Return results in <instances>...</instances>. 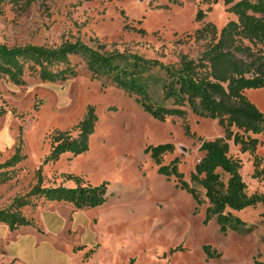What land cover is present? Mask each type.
Wrapping results in <instances>:
<instances>
[{
  "label": "rangeland",
  "instance_id": "obj_1",
  "mask_svg": "<svg viewBox=\"0 0 264 264\" xmlns=\"http://www.w3.org/2000/svg\"><path fill=\"white\" fill-rule=\"evenodd\" d=\"M237 1V0H234ZM226 0H34L29 6L7 2L0 12V43L59 45L80 39L92 46L159 60L178 61L180 52L196 57L205 41L197 28L213 22L221 30L237 17ZM203 10L206 16L197 20ZM77 76L66 81L42 80L27 70L22 84L0 78V162L15 152L23 139L26 158L11 168V179L0 183V208L24 195L37 183L36 171L50 152V135L72 130L90 105L99 116L89 149L62 154L43 166L44 186L75 187L66 174L84 183H108L102 205L78 210L66 202L33 197L21 208L35 221L18 232L0 224V264H261L264 262V206L233 211L246 221L240 230L223 231L208 219L205 190L202 202L182 187L205 155L201 144L225 135L216 119L188 111L185 118L154 117L123 89L95 79L84 61L72 57ZM154 102L164 101L166 75L147 73ZM247 96L264 112V87ZM77 132L73 131V135ZM254 154L241 152L230 140L231 154L243 162L242 176L249 193H264V177L254 176L255 157L264 159V132ZM173 143L161 165L178 160L181 178L160 171L152 145ZM192 184V183H191ZM193 185V184H192Z\"/></svg>",
  "mask_w": 264,
  "mask_h": 264
},
{
  "label": "trees",
  "instance_id": "obj_2",
  "mask_svg": "<svg viewBox=\"0 0 264 264\" xmlns=\"http://www.w3.org/2000/svg\"><path fill=\"white\" fill-rule=\"evenodd\" d=\"M33 1L0 0V12L7 2L29 6ZM226 3L231 4L229 11L237 19L230 20L221 30L213 22L197 28L194 37L205 44L196 57L180 52L177 62L165 64L135 53L92 46L80 39L65 40L52 46L0 43V78L22 84L26 71L31 70L44 81H66L77 76L72 60L77 56L84 61L93 78L106 79L123 89L156 119L185 118L189 110L198 116L216 119L225 135L203 140L200 149L205 155L191 174L193 185L183 179L181 186L189 189L199 203L202 199L198 187L203 188L209 203L208 219L216 218L225 232L240 230L246 221L233 211L264 206V193L248 192L241 173L243 162L231 154L229 142L233 140L241 152L254 154L260 144L256 135L264 132V112L246 94L248 89L264 87V0H226ZM205 16L206 13L200 10L196 19L199 21ZM153 68L165 72L166 82L162 89L164 101L169 100V105L153 101L147 77ZM98 119L95 106L90 105L72 130H56L50 135V152L36 171L37 183L26 194L16 196L8 207L0 208V223L11 231L35 225V221L21 211L33 204V197L70 203L78 210L105 203L107 182L93 185L84 183L80 176L66 174L67 179L76 181L75 187L43 185L44 165L56 162L66 152L78 155L89 149L90 136ZM73 131L77 134L73 135ZM149 149L161 165L163 156L173 152L175 145L163 143ZM25 158L20 136L14 154L0 162V183L11 179L10 169ZM160 171L169 176H183L177 159L169 165H161ZM254 176L264 177L262 157H255Z\"/></svg>",
  "mask_w": 264,
  "mask_h": 264
},
{
  "label": "crops",
  "instance_id": "obj_3",
  "mask_svg": "<svg viewBox=\"0 0 264 264\" xmlns=\"http://www.w3.org/2000/svg\"><path fill=\"white\" fill-rule=\"evenodd\" d=\"M0 224H1V223H0ZM1 225H4V226H3V231H4V232L8 233L9 231H11L10 228H9L7 225H5V224H1ZM25 226H26V225H25ZM31 226H32V229H35L34 225H31ZM18 229H19V228H18ZM18 229L14 230V231H12V232H18Z\"/></svg>",
  "mask_w": 264,
  "mask_h": 264
}]
</instances>
